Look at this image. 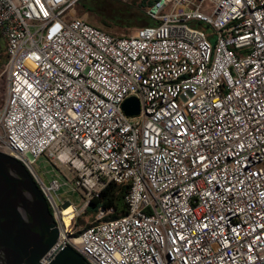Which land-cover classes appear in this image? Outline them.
<instances>
[{"label": "built area", "instance_id": "obj_1", "mask_svg": "<svg viewBox=\"0 0 264 264\" xmlns=\"http://www.w3.org/2000/svg\"><path fill=\"white\" fill-rule=\"evenodd\" d=\"M77 1L0 0V151L60 239L88 264H264V0H149L153 23L129 35L71 16ZM108 182L126 186V213L79 226Z\"/></svg>", "mask_w": 264, "mask_h": 264}, {"label": "water", "instance_id": "obj_2", "mask_svg": "<svg viewBox=\"0 0 264 264\" xmlns=\"http://www.w3.org/2000/svg\"><path fill=\"white\" fill-rule=\"evenodd\" d=\"M122 109L127 115L138 114L137 98H126ZM0 264H88L60 239L47 199L32 174L4 151H0Z\"/></svg>", "mask_w": 264, "mask_h": 264}, {"label": "rangeland", "instance_id": "obj_3", "mask_svg": "<svg viewBox=\"0 0 264 264\" xmlns=\"http://www.w3.org/2000/svg\"><path fill=\"white\" fill-rule=\"evenodd\" d=\"M208 11V10H206ZM71 16L83 17L85 20L101 27L103 30L113 35H129L138 27L146 25L149 21L146 11L134 7L131 0H78L70 9ZM101 19H104V24ZM192 26L206 30L205 25H197L196 22L190 23ZM5 53V42L0 35V55ZM0 68V109L4 104L6 95V79ZM52 161L46 155L38 158L34 168L37 174L48 181L53 171ZM54 165V164H53ZM55 166V165H54ZM57 168V166H55ZM58 196L63 202H78L79 193L72 188L71 183H62L57 191ZM105 215V214H104ZM96 216L91 217L85 210L77 217L76 223L84 227L94 222Z\"/></svg>", "mask_w": 264, "mask_h": 264}, {"label": "trees", "instance_id": "obj_4", "mask_svg": "<svg viewBox=\"0 0 264 264\" xmlns=\"http://www.w3.org/2000/svg\"><path fill=\"white\" fill-rule=\"evenodd\" d=\"M149 0H131L134 7L145 11L146 6L149 4ZM148 17V16H147ZM147 24L153 23L148 17ZM102 22L104 19H101ZM108 24V23H104ZM6 62V53L0 55V68L4 66ZM126 186L118 185L114 182H108L105 187L100 191L99 195L92 198L89 204L85 208V213L91 217L96 216L98 210L101 208L107 212L102 219H110L126 213L127 204L125 202ZM87 226V225H85Z\"/></svg>", "mask_w": 264, "mask_h": 264}, {"label": "bare ground", "instance_id": "obj_5", "mask_svg": "<svg viewBox=\"0 0 264 264\" xmlns=\"http://www.w3.org/2000/svg\"><path fill=\"white\" fill-rule=\"evenodd\" d=\"M68 211H70V209H69V208H67L66 212H68Z\"/></svg>", "mask_w": 264, "mask_h": 264}, {"label": "crops", "instance_id": "obj_6", "mask_svg": "<svg viewBox=\"0 0 264 264\" xmlns=\"http://www.w3.org/2000/svg\"><path fill=\"white\" fill-rule=\"evenodd\" d=\"M83 18V17H82Z\"/></svg>", "mask_w": 264, "mask_h": 264}]
</instances>
